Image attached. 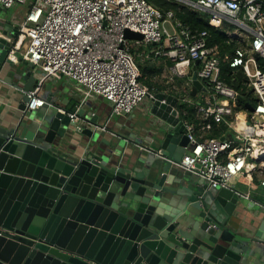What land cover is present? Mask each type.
Listing matches in <instances>:
<instances>
[{"label":"water","instance_id":"obj_1","mask_svg":"<svg viewBox=\"0 0 264 264\" xmlns=\"http://www.w3.org/2000/svg\"><path fill=\"white\" fill-rule=\"evenodd\" d=\"M125 37L142 40L130 30ZM9 50L0 37V62ZM192 79L193 92L201 89L195 74ZM162 98L150 99L151 113L167 125L160 147L167 160L147 171L130 170L131 162L117 163L104 151L96 154L94 130L56 108L39 120L30 117L39 108L24 111L14 128L0 127V264H248L252 243L264 253L261 230L241 239L219 223L220 209L230 211L240 197L233 189H210L197 180L184 194L189 206L171 218L158 210L155 199L166 194L165 183L184 179L177 169L168 171L182 158L174 157L177 148L188 145L177 98ZM245 106L253 111L249 102ZM67 129L89 140L87 153L84 147L71 153L56 140Z\"/></svg>","mask_w":264,"mask_h":264},{"label":"built area","instance_id":"obj_2","mask_svg":"<svg viewBox=\"0 0 264 264\" xmlns=\"http://www.w3.org/2000/svg\"><path fill=\"white\" fill-rule=\"evenodd\" d=\"M203 16L209 26L221 29L229 38L244 41L234 50L231 67H241L250 89L253 111L238 105L236 90L221 78L217 49L208 44L206 30H196L152 0H33L25 17L17 24L11 48L37 65L42 77L25 93V111L47 104L39 96L44 80L64 76L72 81L83 100L103 97L112 113L130 114L145 99L156 94L139 83L130 40L125 31L140 33L145 45L155 47L145 58L161 57L172 62L171 76L184 77L197 61L196 77L206 88L207 97L196 104L199 128L229 119L237 128L235 138L196 137L184 121L189 148L178 166L202 178L211 189L230 188L237 174L264 173V0H166ZM29 0H0L10 9ZM137 41V40H135ZM166 102V97L160 100ZM244 113V120L238 118ZM246 110V109H245ZM71 121L76 113L67 114ZM106 131V126L98 127ZM264 187V179L261 182ZM239 196L244 195L233 189Z\"/></svg>","mask_w":264,"mask_h":264},{"label":"crops","instance_id":"obj_3","mask_svg":"<svg viewBox=\"0 0 264 264\" xmlns=\"http://www.w3.org/2000/svg\"><path fill=\"white\" fill-rule=\"evenodd\" d=\"M1 8L2 7H0V9ZM27 10L28 9H25L24 12L21 10L18 16L15 15V20H10L8 18L0 20V37L6 39L10 43V50L7 57L4 61L0 62V127L4 129H10L16 126L21 115L25 111L21 109V105L26 100L25 93L34 89L42 77V73L37 65L31 64L23 59L21 55L22 50L15 51L11 48V40H14L16 35L12 38L8 36V34L16 29L17 24L24 19ZM1 30H6L7 34L1 33ZM231 39H236L241 45L245 44L244 41L237 38ZM153 46L155 47L154 44H149L145 46L139 45L138 47L142 49L144 56L145 53L148 54L149 50L154 48ZM146 47H149V50L143 51ZM230 55L231 52L226 53L225 57ZM146 59L150 63V66L148 68L143 67L141 70L146 68V71H144L148 73L149 77L162 73V75H164L170 72L169 67L172 65L170 60L152 56ZM141 70H138L139 74ZM196 71L197 63L193 62L189 66L186 75L180 77L183 81L180 90L171 91L165 84L164 86L160 85L156 89L151 84H149L150 87H145L165 97H176L178 100L177 106L179 105V101H182L183 109H181L180 119L192 126L196 137L203 139L206 137L221 138L224 136L232 138L233 136L235 138L238 130L231 124L229 119H225V121L219 125L213 124L212 128L207 131H202L199 128V122L201 121L197 119L196 104L203 103L204 98L207 97V93L203 85L201 89H196L195 92H193L194 85L192 78L194 74L196 75ZM39 96L46 100V108H56L66 114L76 113L75 121L77 124H84L86 127L94 130L97 135L96 142L93 143L95 148H97L95 150L96 154H101L104 151V153L106 152L111 159L117 161V163L125 164V162H131L132 164L129 166L130 170L137 169L147 171L152 165L162 167L164 165V160H167L166 158L160 157V154L164 153L160 148L162 144V128L167 125H163V121L151 113L153 103L150 99H145L130 114L112 113L111 103L109 101L100 96L83 100L82 94L75 89L73 82L64 76H56L44 80L42 88L39 90ZM242 110L244 112H250L245 105L242 107ZM242 110L238 118L243 121L245 115L242 113ZM190 111H194L195 113L189 114ZM187 114L193 117L187 118L189 117L188 115L185 118ZM104 125L106 126V131L98 130V127ZM64 134L65 136L63 138L56 140L66 143L68 151L71 153L82 152L83 147L85 148L83 151L84 154L89 151L85 147L89 140L84 135H81L78 131H70L69 129H67ZM188 148L189 146L184 148L185 152H187ZM124 167L129 168L125 165ZM175 169L178 171L180 167L172 163L168 173L170 174V172ZM192 174L195 176L194 173ZM237 176H239V178H237L238 181L232 184V181ZM189 179L190 177L186 178L184 174V179L182 180H176L174 183L172 182V184L165 183L164 187L167 188V191L166 194L161 193L160 202L165 206L167 211L177 210L181 212V207L183 205L189 206V202L186 201L184 196V194H186L185 192L188 191L187 189L192 188L189 184ZM263 179L264 173L261 171H255L251 175H235L230 182V189H235L244 195L247 194L248 198L244 196L243 198L239 197L236 205L231 208L230 211L220 209L224 213L223 219L220 220V224L223 225V228L227 229V231L241 239H243L244 236L255 237L258 230H261V235L258 239H264V187L261 184ZM247 182V188L240 189V187H244ZM249 182L252 183L249 184ZM198 183L207 185L200 177H198ZM168 187L172 190L169 191ZM207 188L210 187L208 186ZM250 247L251 249L253 248L252 252H255L254 254L250 253L251 261H249L248 264H264V253L257 250L258 253L255 250L256 245L253 243Z\"/></svg>","mask_w":264,"mask_h":264},{"label":"trees","instance_id":"obj_4","mask_svg":"<svg viewBox=\"0 0 264 264\" xmlns=\"http://www.w3.org/2000/svg\"><path fill=\"white\" fill-rule=\"evenodd\" d=\"M33 1V0H32ZM156 5L164 8V9H173L176 13V17L189 25L193 29L198 30H206L208 33V44L217 49L218 57L221 60V78L224 80L226 84L233 87L237 92V101L240 108H242L246 102H252L254 99L250 93V89L246 86V77L243 73L242 68L239 67H231L230 61L233 57L234 50L238 47H242V45L236 40L231 39L226 36L220 29L213 28L209 26L207 20L203 16H199L196 12L190 11L186 8H178L177 5L170 3L166 0H152ZM29 3H32L29 0ZM231 55L225 57L226 53H230ZM258 66L264 71V62L261 58L257 59ZM172 64V62H171ZM142 73L141 70L139 83L141 85L146 86L142 81ZM148 87H150L148 85ZM182 109V108H181ZM188 112V111H187ZM194 111H190L189 114H194ZM185 115V118L189 115ZM192 115H189L187 118H192ZM190 120V119H189Z\"/></svg>","mask_w":264,"mask_h":264},{"label":"rangeland","instance_id":"obj_5","mask_svg":"<svg viewBox=\"0 0 264 264\" xmlns=\"http://www.w3.org/2000/svg\"><path fill=\"white\" fill-rule=\"evenodd\" d=\"M32 2V0H31ZM28 6H29V2L26 3V4H23V5H16L14 7H12L11 9L9 10H3L2 8L0 9V20H4V18H8L10 20H15V15L18 16V13L20 14L21 13V10L24 12L25 9H28ZM14 17V18H13ZM129 45L131 46L132 48V54H133V62H134V65L138 68V70L140 71L141 69H143V67H146L148 68L150 66V63L147 61L146 58H144L143 56V52H142V49H140L138 46L141 45V46H145V44L139 40L135 41V40H130L129 41ZM150 47V46H149ZM149 47H146L145 49H143V51H148L149 50ZM154 47V46H153ZM152 47V48H153ZM146 68L144 69L146 71ZM143 70V71H144ZM142 73V81L143 83L148 86L149 84L153 85L154 88H158L160 85H163L164 84L167 86V88L171 91H175V90H180L181 89V85H183V81L180 77H176V76H172V74H170L171 72H167L165 73L164 75L160 74V75H153V77H149L148 76V73L145 72ZM169 71V70H168ZM171 77V78H170ZM148 99V98H147ZM177 108H179V110L181 111V108H182V101L180 102L179 101V105L177 106ZM48 108H46L45 106L43 108H39L36 110L35 113H32L31 114V118L32 119H36V120H39L43 117L45 111L47 110ZM183 109V108H182ZM50 118V114H48L47 116V119ZM46 120L44 121V124L42 126L43 130L46 128ZM29 125L32 129H36L37 128V124L34 123V122H29ZM43 132V131H42ZM65 133V131H64ZM40 136H42V134H40ZM184 149L181 148V147H178L177 150L175 151V154H174V157L176 159H180L182 154L184 153ZM178 172L180 174H185V177L188 178L190 177L189 179V184L192 185L194 182H196L198 180V177L195 175L193 176L192 172L190 171H186V170H183V169H179ZM190 175V176H189ZM239 176H237L233 181H232V184L236 181H238ZM252 182H249V184H251ZM247 184L248 182L244 185V187H240V189H246L247 188ZM239 186V185H238ZM241 198H243V195H240ZM242 200V199H241ZM240 200V201H241ZM118 201H120V199H118ZM126 202H128V200L126 199ZM155 202L157 204V206L159 207V211H163L165 216L167 218H171V217H174L176 216V214H178L179 212L177 210H174L173 214L174 215H171L170 213L167 212L165 206L159 201V199H155ZM220 223V221H219Z\"/></svg>","mask_w":264,"mask_h":264}]
</instances>
